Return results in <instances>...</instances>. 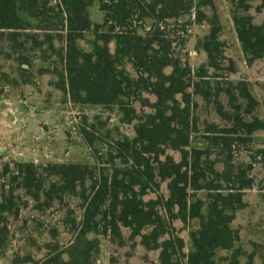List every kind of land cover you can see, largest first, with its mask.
I'll list each match as a JSON object with an SVG mask.
<instances>
[{
	"label": "trees",
	"instance_id": "obj_1",
	"mask_svg": "<svg viewBox=\"0 0 264 264\" xmlns=\"http://www.w3.org/2000/svg\"><path fill=\"white\" fill-rule=\"evenodd\" d=\"M252 1L240 0L237 8L248 13L247 2ZM95 2L104 14L102 23H94L89 15ZM215 9L214 0H0V58L5 42L18 55L16 61L29 69L26 51H42L45 61L47 52H53L61 66L57 89L73 105L117 108L121 121L133 125L135 132L130 138L116 129L118 139H113L111 130L101 132L105 124L97 127L85 119L79 133L95 164H5L0 170L1 255L9 246L6 215L18 217L16 192L23 191L37 211L60 207L64 231L71 237L65 246L49 244L42 264H96L101 238L122 243L124 229L131 240L140 238L147 251H158L160 264H221L218 251L232 252L222 259L227 264H256L255 254L241 262L245 254L235 248L240 233L232 224L248 207L245 197L256 186L255 166L264 170V148L248 150V163L236 161L239 147H250L255 133L264 131V117L256 115L261 105L264 109V100L261 104L245 81L212 84V78L223 77L226 61ZM185 17L189 20L182 22ZM205 23L210 31L197 47L207 61L194 70L188 55L176 50L184 49L191 25ZM234 23L248 65L264 60V25L248 14H236ZM88 33L94 36L91 52L79 45ZM127 64L136 78L125 70ZM228 71L235 73L232 62ZM145 93L156 101L144 98ZM195 96L213 106L226 123L208 124L202 141L193 136L199 122ZM137 102L149 111L140 114ZM102 142L105 151L97 147ZM261 186L264 190V179ZM202 192L206 200L198 196ZM151 194L155 198H147ZM193 220L199 221V229L191 233L192 250L185 254V242L173 223ZM51 236L57 238L58 232L53 230ZM28 263L39 262L30 257L12 262Z\"/></svg>",
	"mask_w": 264,
	"mask_h": 264
},
{
	"label": "rangeland",
	"instance_id": "obj_2",
	"mask_svg": "<svg viewBox=\"0 0 264 264\" xmlns=\"http://www.w3.org/2000/svg\"><path fill=\"white\" fill-rule=\"evenodd\" d=\"M216 4L215 14L218 16L222 33L220 40L225 44V56L223 66L225 70L221 73L222 78H212V84L221 82L227 86V82L237 84L241 81L248 82L253 94L262 104L264 100V60L248 65L241 43L238 40L234 17L250 15L258 25H264V8L261 7L262 0L247 2L251 7L249 12L238 9L240 0H214ZM209 16L214 13L206 9ZM89 15L94 23H102L104 14L99 10V3L95 2L89 9ZM182 22L189 20V17L182 19ZM193 20V17H192ZM33 28L37 26L36 21L31 20ZM60 31V23L57 26ZM188 36L185 39V47L177 48V53L183 57L188 55L190 65L197 70L207 61L206 54L199 50L198 42L210 31V26L191 25ZM40 40H44L43 32H39ZM94 40L92 33L86 34L85 40L79 42L80 47L85 52L93 50L91 41ZM60 42H55L59 47ZM30 47V45H28ZM112 53L115 52V44L110 45ZM47 48V47H46ZM3 55L0 58V170L5 164L13 165L14 162L35 163L36 165L47 164H68L83 163L95 164L91 150L80 136L79 126L86 119L90 124L100 127L105 124L101 132L112 131V138L118 139L116 129L123 135L130 138L135 136L133 125L124 124L122 114L117 108L105 109L101 106L73 105L70 99L63 92L57 89L59 78L56 72L61 66L53 52H47L48 61L43 59V52L26 51V57L31 62L30 69L27 65H22L16 61L18 55L10 50V44L4 43ZM11 57L9 58V56ZM230 62L234 64L235 73H230L228 68ZM22 69H27L24 72ZM130 75L136 78V74L131 65L125 66ZM171 69L167 70L170 73ZM213 76V71L210 72ZM5 75L6 77H4ZM192 91V90H190ZM152 103L156 98L149 94H143ZM194 100L199 104L196 114L199 117L198 133L194 134L195 140L202 141L206 135L208 124H218L225 127L223 122L215 113L213 106H207L203 99L195 96ZM221 100L227 104V98L223 95ZM246 105L245 101H241ZM140 114L149 111L143 108L139 102L134 104ZM228 108V107H227ZM229 109V108H228ZM256 115L264 117L262 105L256 111ZM250 119V118H248ZM110 140V139H108ZM98 148L104 150V143H99ZM240 154L236 158L237 162H250V153L258 148H264V131L255 133L254 143L246 148L239 147ZM214 158V156H213ZM222 170V165H218ZM256 186L246 192L245 200L248 207L239 211L237 219L232 224L235 230L240 233V241L236 244V249H240L245 256L241 257V262H247V256L255 254V263L264 264V190L261 181L264 179V170L261 165H256L254 169ZM5 180V179H4ZM6 182V181H5ZM3 179H0V202L2 194ZM165 186L162 187V192ZM19 201V215L7 214L9 226V246L4 255L0 251V264H12L16 258L24 259L30 257L34 262H41L48 254L47 246L59 242L60 245H67L71 237L65 233L62 225L64 212L60 207L50 210L37 211L32 200L23 191H17ZM198 196L207 199V193H199ZM155 198L151 194L150 197ZM77 202H70V206H75ZM15 212V211H14ZM80 216V213H78ZM180 236L185 242V254L192 250L191 233L199 229V221L193 220L187 224L180 221L173 223ZM56 230L58 237L53 238L51 232ZM124 240L122 243L113 242L109 238H101V250L96 264H160L158 251H147L140 244V238L130 239V232L123 230ZM231 251H218L216 260L221 264H227L224 258H230ZM33 264V263H28Z\"/></svg>",
	"mask_w": 264,
	"mask_h": 264
}]
</instances>
